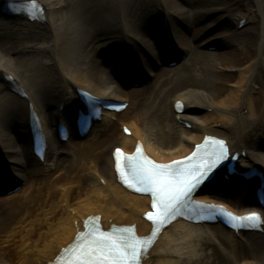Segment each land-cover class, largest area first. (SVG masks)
I'll list each match as a JSON object with an SVG mask.
<instances>
[{
	"label": "bare ground",
	"instance_id": "obj_1",
	"mask_svg": "<svg viewBox=\"0 0 264 264\" xmlns=\"http://www.w3.org/2000/svg\"><path fill=\"white\" fill-rule=\"evenodd\" d=\"M37 2L42 9L37 20L18 16L4 20L0 10V154L7 165L0 170V187L25 179L28 184L22 192L0 198V264H49L73 240L87 214H99L103 228L110 222L134 223L137 233L148 231L151 225L142 212L149 207V196L132 193L117 181L115 145L130 152L139 140L150 156L162 161L185 155L204 133H212L224 136L230 150L244 151L237 161L239 169L255 165L264 172V142L260 141L264 135V0ZM244 17L240 28L238 22ZM219 21L222 31L202 43L226 41L230 50L203 51L192 45ZM100 39L106 41L96 44ZM137 41L148 44L147 57L153 63L177 59L178 52L187 56L177 67L158 74L153 85L159 91L158 107H147L145 90L152 86L148 85L131 95L133 102L126 110L104 112L81 141L72 139L75 130L66 142L60 141L57 132L49 130L47 119L54 125L55 120L71 117L79 105L75 88L108 99L126 94L122 85L137 73L130 70L123 76L122 65L117 64L122 60L119 53L127 50L128 70ZM97 50L105 56L107 70L97 59ZM139 58V66H146L144 55ZM114 71L122 85L113 78ZM5 75L20 91L8 88ZM179 99L184 104L181 111L174 106ZM199 109L201 113L196 114ZM30 110L49 133L44 163L31 152ZM122 124L130 129L129 135L122 131ZM63 151L69 157L59 158ZM229 177L231 189L216 178L196 197L224 202L237 212L256 207L258 178ZM209 245L216 248L213 264H264V233L182 220L158 234L142 264L191 261ZM241 248L248 249L240 252Z\"/></svg>",
	"mask_w": 264,
	"mask_h": 264
},
{
	"label": "rangeland",
	"instance_id": "obj_2",
	"mask_svg": "<svg viewBox=\"0 0 264 264\" xmlns=\"http://www.w3.org/2000/svg\"><path fill=\"white\" fill-rule=\"evenodd\" d=\"M223 11H220V13H222ZM4 18V20H7V18H11L10 16H3ZM167 20V19H166ZM89 23H91L90 21H89ZM216 24V25H215ZM212 27H210L209 29H207L206 31H205V33L202 35V36H200V37H198V38H196L195 40H192V45H199L200 46V49L201 50H203V51H213V52H216V51H218V52H226L227 50H230L231 49V44H228V43H225V42H223L222 41V43H220V42H218V41H216V43H215V45H210L211 44V42L212 41H210V42H206V44H203L202 43V41H204L205 40V38L206 37H209V36H214V34L215 33H220L221 31H222V29H220L219 28V26H221L222 25V22H216ZM178 25L180 26V28L184 31V32H186V33H188L189 34V29L187 28V26H186V24H183V21L181 22V21H179L178 22ZM216 38V37H215ZM214 38V39H215ZM106 40H104V39H100L99 41H97L96 42V44H98V43H104ZM137 45H138V47L137 48H135V50L134 51H132V55H131V57L133 58V60H130V62H129V67H128V70L127 69H125V67H126V65H128V64H126V63H128L127 61H128V53H127V50L126 51H123V52H120L119 53V55H120V57H121V59L122 60H118V63L117 64H121L122 65V69H123V76L125 77V74H126V72H128V71H132V72H135V73H137V78L138 77H141V78H143V79H147L148 77V82H146V83H141L140 85H139V87H132V82H133V80H131L129 83H125V84H123L122 85V83H121V81L120 80H118V77L117 76H115V71L113 72V74H112V76H113V78L114 79H116V81H117V83H119L120 85H122V87L124 88V90H125V93L126 94H124L120 99H122V100H126V101H128L129 103H131V102H133V99L131 98V95L135 92V91H139V89H144V88H146L148 85H152V86H150V90L149 89H146L145 90V93H146V95H145V102H146V104H147V107H149V108H152L153 106H157V104H158V102H159V97H158V95H159V91H158V88H156V87H154L153 85H154V83H155V81H157V76H158V74L160 73V72H162V69H164V68H167V67H177L178 65H180L181 64V62L182 61H184V60H186V58H187V56H186V54H182L181 52H178V55H177V59H178V61H177V63L175 64V65H169V64H167L168 62H167V60L165 59V60H163V61H156V63H153L154 62V59L153 58H149V57H147V55L148 56H150V49H149V47H148V44H142L140 41H137ZM149 43V42H148ZM149 44H152L151 42L149 43ZM210 46H212L214 49L212 50V47H210ZM210 47V48H209ZM20 48V47H19ZM23 48H25V46H23ZM29 48H27V49H25V50H28ZM111 50V49H110ZM125 50V49H124ZM169 51H170V49H168ZM97 51H98V53H97ZM96 51V57H97V59H99L102 63H103V66L106 68V67H108L107 66V64H106V61L104 60V55H101L100 54V52L101 51H99V50H97ZM39 51H36L35 53H38ZM128 52H131V50H129L128 49ZM18 53V52H17ZM48 54L46 51H44L43 52V54ZM110 53H111V55L112 56H116V55H113V50H111L110 51ZM170 53V52H169ZM14 54V53H13ZM146 54V55H145ZM117 55H118V53H117ZM140 55H144V58H146V66H143V64H142V66L140 65L139 66V56ZM130 58V57H129ZM137 67H139L140 68V71H138V68ZM106 70H107V68H106ZM127 70V71H126ZM235 69H230V70H228V71H234ZM140 72V73H139ZM144 75H147V76H144ZM202 93L203 94H205V96L208 98L209 97V94L207 93V91H204V90H202ZM120 99H118V100H120ZM168 102L167 103H169V101H170V97L168 98V100H167ZM158 107V106H157ZM155 108V107H154ZM204 109V108H203ZM201 111H202V109H199V110H196L195 111V113L196 114H200L201 113ZM204 111H205V109H204ZM113 117H115V115H113ZM112 117V118H113ZM50 120L49 119H47V123H48V128H49V130H53L54 131V126H53V122L52 123H50L49 122ZM188 124L190 125V123L188 122ZM191 126V125H190ZM120 130H121V128H120ZM55 132V131H54ZM105 131H102V133H104ZM101 133V134H102ZM90 138H91V136H90ZM162 138H163V136H162ZM73 139L75 140V141H81L79 138H77V137H73ZM260 141H263L264 142V135L262 136L261 135V137H260ZM118 144V143H117ZM168 147V146H167ZM8 155H10V154H8ZM10 156H12V155H10ZM63 156H65V157H69V154L66 152V151H63L62 153H59L58 154V157L59 158H61V157H63ZM2 160H3V158H2V154H0V170H6V168H7V165H6V163L4 162H2ZM23 182H25L24 184H23V187L21 188V189H18V190H16V192H13V193H11V194H8V195H14V194H16V193H18V192H20L23 188H25V186H27L28 184H27V182H26V179L23 181ZM227 187H229V186H227ZM229 189H231V186H230V188ZM22 192V191H21ZM224 193V192H223ZM222 193V194H223ZM227 193V192H226ZM7 196V195H6ZM5 195H1L0 194V198L1 197H6ZM254 203V202H253ZM253 203L252 202H247V204H250V205H253ZM215 246H213V245H209V246H207L205 249H203L202 251H199V253L197 252V254H196V256H195V258L193 259V260H191V261H187V262H182V263H180V264H213V261H212V253L214 252V254L216 253V251H215ZM219 249V248H218ZM248 248H245V249H243V248H241L240 249V252H242V251H244V250H247ZM222 252L223 251H221V254H222ZM206 253V254H205ZM226 255V253H223V256H225Z\"/></svg>",
	"mask_w": 264,
	"mask_h": 264
},
{
	"label": "snow or ice",
	"instance_id": "obj_3",
	"mask_svg": "<svg viewBox=\"0 0 264 264\" xmlns=\"http://www.w3.org/2000/svg\"><path fill=\"white\" fill-rule=\"evenodd\" d=\"M220 145V156H224L225 152L227 151V148L224 144L223 141L219 142ZM119 151V150H117ZM117 167H119V161H117ZM160 171H150V170H145L144 173L142 174L143 179L146 180L148 183H150L152 187V191L154 193H161L166 190L179 194L181 191H183L185 188L188 187L187 181H181L180 183L183 185V187L177 186L176 181L168 179L165 177L164 172L162 171L166 166L161 165L158 166ZM250 216H256L257 214L252 213L249 214Z\"/></svg>",
	"mask_w": 264,
	"mask_h": 264
}]
</instances>
